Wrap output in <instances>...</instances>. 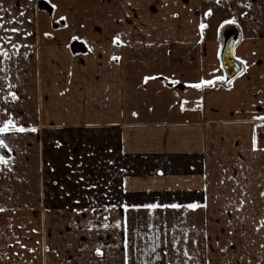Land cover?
<instances>
[{
  "label": "crops",
  "instance_id": "obj_1",
  "mask_svg": "<svg viewBox=\"0 0 264 264\" xmlns=\"http://www.w3.org/2000/svg\"><path fill=\"white\" fill-rule=\"evenodd\" d=\"M43 1L0 0V264H237L206 216L264 214V0Z\"/></svg>",
  "mask_w": 264,
  "mask_h": 264
},
{
  "label": "rangeland",
  "instance_id": "obj_2",
  "mask_svg": "<svg viewBox=\"0 0 264 264\" xmlns=\"http://www.w3.org/2000/svg\"><path fill=\"white\" fill-rule=\"evenodd\" d=\"M41 1L45 2L43 0ZM38 8L42 10L39 5ZM54 22L55 21H53V23ZM58 23L61 25L60 22ZM232 194H233L232 198H230L229 200L233 204V206L231 207V214H222V215L217 214V215L206 216V221L222 223V224H229V223L236 224V230H229L227 229V227H224L221 231H217L216 234H219L218 236L222 240L230 239L231 241L233 239H236L237 247L235 248L223 247L222 250H227L228 253L230 249H235L237 255V264H239L240 262H241L240 264H244L246 247L244 246V243L241 242V240L245 238L246 239L251 238L254 241L252 246L253 264H264V247H261V245H264V227L263 228L260 227V221L264 219V214L259 213V207L261 206V201L260 199L252 200L246 197V194H245V198H242L241 197L242 195L240 194L239 191H234ZM250 201L252 202V204L249 206L248 202ZM251 207H254V210L256 207V211L258 213L257 214H248V212L246 213L248 208ZM245 223H252L254 230H250V229L245 230L246 228Z\"/></svg>",
  "mask_w": 264,
  "mask_h": 264
},
{
  "label": "snow or ice",
  "instance_id": "obj_3",
  "mask_svg": "<svg viewBox=\"0 0 264 264\" xmlns=\"http://www.w3.org/2000/svg\"><path fill=\"white\" fill-rule=\"evenodd\" d=\"M217 3H219V0H217ZM210 12H211V9H209V12L206 13V15L210 14ZM21 15H23V13H21ZM235 22H236L235 19L224 20L223 24H221V27H223L225 24H234ZM0 27H2V24H0ZM199 27H200L201 30H203L206 27V25L204 23H201L199 25ZM11 31L16 32V31H18V29L13 28V29H11ZM46 35H47V33H46ZM74 39H75V37H74ZM113 43L114 44L122 43V41H120V37L119 36H116V37L113 38ZM13 47H15V45ZM0 55H4L5 57H7L8 53L3 48H0ZM113 59H117L118 60L119 57H113ZM237 59L239 60L240 57H237ZM148 79H150V77H145V81H147ZM215 80H217V81L225 80V77L216 76ZM225 82L228 83L229 85H231V83H232L231 80H225ZM213 83H214L213 80H203L202 79L199 83L193 84L192 87L199 89V88H201L204 85L211 86ZM10 95L12 96L13 99H16L15 93H10ZM181 108L183 109V104L181 105ZM255 119H264V117H255ZM12 131L23 132V131H25V129L23 127L17 126V124L11 118L6 119L2 123H0V134H7V133L12 132ZM32 131H35V129H32ZM252 147H253V149H255L257 147V140H256L255 131L253 133V138H252ZM0 148L7 149L9 152L11 151V148H9V145L7 143H5L4 139H0ZM9 163H10L9 158H7L4 155H0V165L8 166ZM261 195L264 196V192H262ZM133 207H137L138 208V207H141V206L140 205H134ZM143 207H145L147 209H157L158 207H171V208L177 209V208H180L181 205L172 204V205L164 206V205H157V204H147V205H143ZM186 207L188 209H194V208L198 207V205H196V204H188V205H186ZM2 210L3 209H0V211H2ZM118 223L119 222H117V224ZM260 226H264V219H262L260 221ZM104 227H108V225L105 224ZM185 239H187V235L186 234H185ZM173 246L175 247V245H173ZM261 247H264V245H261ZM96 251H97L98 255L101 254L99 248H97ZM183 255L185 257H188L189 256L188 251L185 250Z\"/></svg>",
  "mask_w": 264,
  "mask_h": 264
},
{
  "label": "water",
  "instance_id": "obj_4",
  "mask_svg": "<svg viewBox=\"0 0 264 264\" xmlns=\"http://www.w3.org/2000/svg\"><path fill=\"white\" fill-rule=\"evenodd\" d=\"M40 8L46 12H48L49 14H51L53 12V9L50 5L46 4L45 2H42V4L39 5ZM231 48V47H230ZM70 50L73 54H79V53H86L87 52V48L86 46L78 41H74L71 46H70ZM228 59V58H227ZM227 61V60H226Z\"/></svg>",
  "mask_w": 264,
  "mask_h": 264
},
{
  "label": "trees",
  "instance_id": "obj_5",
  "mask_svg": "<svg viewBox=\"0 0 264 264\" xmlns=\"http://www.w3.org/2000/svg\"><path fill=\"white\" fill-rule=\"evenodd\" d=\"M46 3V2H45ZM40 4H42V2H40ZM46 4H48V3H46ZM49 5V4H48ZM56 27H58L57 25H56V23L54 24ZM0 151L1 152H4V149H2V148H0Z\"/></svg>",
  "mask_w": 264,
  "mask_h": 264
}]
</instances>
